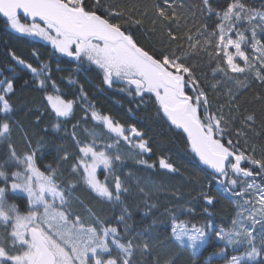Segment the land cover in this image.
Returning a JSON list of instances; mask_svg holds the SVG:
<instances>
[{"label":"snow or ice","instance_id":"6c2138e0","mask_svg":"<svg viewBox=\"0 0 264 264\" xmlns=\"http://www.w3.org/2000/svg\"><path fill=\"white\" fill-rule=\"evenodd\" d=\"M201 4L202 12L215 14L217 22L211 31L207 24L187 27L188 9L182 2L162 0L154 4L150 31L155 34L159 22L167 43L161 39L160 47L152 52L124 28L129 22L136 26L143 23L132 16L134 11L139 12L134 4L121 7L102 0H93L91 5H86L85 0H0V16L15 32L39 37L57 53L95 65L109 87L120 83L124 85L121 90L129 95L154 96L158 112L187 134L191 151L212 170L213 179L220 185L218 191L229 194L236 209L230 225L220 227L211 220L198 226L170 214L171 239L195 259L207 247L210 234H214L221 246L209 254L206 264H259L258 258H264V142L258 145L253 137L264 135V130H255V114L240 113L236 92L231 88L225 93L227 101L215 110L209 92L219 93L216 74L234 81L236 89L250 87L249 77L264 86V38L260 35L264 33V10L250 7L243 0H228L221 10L214 9L210 0H201ZM21 12L31 23L21 22ZM139 14L147 16V11ZM11 55L37 79L46 70V65L38 69L15 53ZM204 56L207 63L203 62ZM205 68L211 69L212 82ZM39 86L43 88L45 81L39 80ZM52 87L56 88L55 82ZM14 91L12 79L0 80V138L4 140L11 133L10 98ZM45 99L56 117L72 114L74 101L59 94H47ZM91 119L103 126L110 142L99 141L100 134L90 132L91 142L81 143L73 133L78 154L72 171L97 196L119 202L122 193L128 191L115 170V163L125 159L119 144L123 141L129 147V158L138 154L136 149L142 154L151 152V148L134 126L126 129L97 111L91 112ZM8 148V162L18 166L11 173L10 190L26 193L29 207L22 213L15 203H9L8 174L3 170L4 162H0V179L5 181L0 186V264H133L134 249L144 254L152 251V240L158 238L139 233L142 243L134 244V238L125 242L116 227L104 226L99 219V227L85 225L70 210L67 197L56 183V170L49 165L41 171L35 153L18 156L11 143ZM111 149L117 150L110 153ZM63 158H68L67 153ZM245 162L248 167L243 166ZM137 163L154 167L143 159ZM159 167L177 171L163 157ZM100 168L104 171L103 181L98 179ZM205 200L209 205L213 203L210 196L205 195ZM119 219L123 221L124 216ZM113 249L118 250L115 255ZM105 253L109 254L107 258ZM164 264H176V260L170 257Z\"/></svg>","mask_w":264,"mask_h":264},{"label":"trees","instance_id":"16d2710c","mask_svg":"<svg viewBox=\"0 0 264 264\" xmlns=\"http://www.w3.org/2000/svg\"><path fill=\"white\" fill-rule=\"evenodd\" d=\"M177 2L184 3L188 9L187 27L195 28L200 24H207L211 31L215 26L217 22L215 14L202 12L201 0ZM210 2L214 9L221 10L226 7L228 0ZM243 2L250 7L264 9V0ZM85 3L91 5L93 0H85ZM102 3L118 4L121 7L134 4L138 7L139 12L134 11L132 16L134 19H141L142 25L136 26L129 22L124 28L129 30L148 51L152 52L154 48H159L161 39L167 43V36L162 35L164 30L159 22L155 34L150 31L153 27L151 20L155 18L153 6L162 3V0H102ZM193 5L196 7H192ZM145 11L147 16L139 14ZM180 24L183 30L185 21L182 19ZM246 35L250 36V33ZM260 35L264 38V33ZM247 51L251 54L250 48ZM11 53H15L38 69L46 65L45 72L37 79L13 60ZM207 60V56H204L203 62L207 63ZM204 71L208 73L209 82H212L211 69L205 68ZM238 78L243 80L244 76ZM3 79H12L15 87L10 98L13 107L10 114V137L8 140L0 138V162H4L3 170L8 174L9 191L6 197L9 203H15L22 213L29 207L27 195L22 192L13 193L10 190L13 179L11 173L18 170L15 162H8L10 154L8 144L11 143L18 156L35 153V161L41 171H45L49 165L51 169L56 170V183L67 197L70 210L78 215L85 225L99 227L96 223L99 219L104 226L116 227L125 242L129 238H134V244L142 243L140 236L137 235L139 233L148 238H158L152 240L154 247L147 254L142 253L139 248L134 249L133 264H157V261L164 264L170 257L175 258L176 264H206L209 254L221 246L214 234H210L208 245L201 255L193 259L189 251L182 250L171 239L170 214L174 213L180 219L197 225L207 224L211 220L220 227L230 225L236 209L229 194H221L218 191L220 185L213 179V174L196 160L184 134L163 119L158 112L159 106L154 96L144 94L141 98L134 93L129 95L127 91H122L120 86L109 87L104 84L103 74L95 65L64 56L38 38L15 32L0 16V80ZM41 79L45 81L43 88L39 86ZM214 79L220 81V86L218 95L209 92L213 110L227 101L225 93L231 88L236 92V104L240 106V113L255 114V130H264V99H257V96L264 97V86L251 77L250 87L247 89H236L234 81L226 80L222 74H216ZM53 82L56 85L55 89L52 87ZM201 82H204L203 79ZM53 92L65 100L74 101L73 112L69 117L58 118L48 107L45 96ZM92 111L111 116L126 129L129 126L136 127L151 148V152L139 154L138 151L134 158L125 157L115 163L116 174L120 176L123 186L128 189L126 193H122L119 202L97 196L85 186L80 176L72 171L78 154L73 133L81 143H86L91 142V138L82 134L84 129L105 132L102 125L91 119ZM2 118L3 114H0V119ZM57 124L59 127H54ZM99 141L110 142L109 137ZM253 142L258 145L264 142V135L253 137ZM123 147L129 148L125 144ZM65 153L67 159L63 158ZM161 157L171 162L177 171L161 169L159 167ZM139 159L153 164L154 167L148 168L137 163ZM243 166L249 165L245 162ZM100 177L104 179L103 172L100 173ZM111 183L110 179L109 184ZM4 185L5 181L0 179V186ZM205 195L213 198L211 205L205 200ZM189 208L192 209L191 212L187 211ZM122 215L123 221L119 219ZM256 230L259 232V225L256 226ZM116 251L118 250L113 249V255ZM108 255L105 253L104 257L107 258ZM258 262L264 264V258H258Z\"/></svg>","mask_w":264,"mask_h":264},{"label":"rangeland","instance_id":"374dc122","mask_svg":"<svg viewBox=\"0 0 264 264\" xmlns=\"http://www.w3.org/2000/svg\"><path fill=\"white\" fill-rule=\"evenodd\" d=\"M264 10V9H263ZM20 19H21V17H20ZM21 22H23V23H31V22H27V21H24L23 19L21 20ZM35 38H38V39H40V40H42L41 38H39V37H35ZM43 42H46V43H48L47 41H44V40H42ZM48 44H50V43H48ZM51 45V44H50ZM52 46V45H51ZM53 48V47H52ZM55 51V50H54ZM61 54V53H60ZM74 59V58H73ZM87 62V61H86ZM115 86H120L121 88H123L124 87V85H122V84H120V83H113V85L111 86V87H113V88H116ZM51 94H53V95H55V94H57L56 92H53V93H51ZM60 118H63V117H60ZM103 127V126H102ZM104 129V128H103ZM105 130V129H104ZM90 132H96V133H99L100 134V136H99V139H108V134L106 133V131L105 132H100L99 130H96V129H89V130H86V129H84L83 130V133L82 134H84V135H86V136H89L91 139H92V137L89 135V133ZM124 142L123 141H121V143L119 144V146H118V149H119V151L123 154V156L124 157H128V154H129V151H130V149L129 148H125V147H123V145L125 144H123ZM126 145V144H125ZM117 149H111V150H109V152L110 153H112V152H115ZM135 152H138L139 150L138 149H136V150H134ZM101 172H103V174H104V171H103V169L102 168H100V169H98V179H100L101 181H103L104 179H102L101 177H100V173ZM102 175V174H101ZM103 176V175H102ZM86 186V185H85ZM17 192H20V191H17ZM23 193V192H22ZM25 195H27L26 193H24ZM199 226V225H198ZM239 250H243L242 248L241 249H239Z\"/></svg>","mask_w":264,"mask_h":264},{"label":"water","instance_id":"95a60500","mask_svg":"<svg viewBox=\"0 0 264 264\" xmlns=\"http://www.w3.org/2000/svg\"><path fill=\"white\" fill-rule=\"evenodd\" d=\"M2 17V16H1ZM20 17H21V19L23 18L25 21H29V22H31V20L29 19V18H25L24 17V15H23V13L21 12L20 13ZM3 18V17H2ZM3 19H5V18H3ZM160 114H161V116L163 117V119L167 122V123H169L170 125H171V123H170V121H167V118L166 117H164L163 116V114H162V112H160ZM172 127H174V129H177L174 125H171ZM177 130H179V131H181L183 134H184V136L186 137L185 139H187V134L186 133H184L183 132V130L182 129H177ZM187 144H188V142H187ZM188 146H189V148H190V145L188 144ZM191 149V148H190ZM193 153V152H192ZM194 154V153H193ZM194 156H195V154H194ZM196 157V160H199V158L197 157V156H195ZM202 164V163H201ZM203 165V164H202ZM205 166V165H204ZM206 168H207V166H205ZM207 170H209L211 173H212V170L211 169H208L207 168Z\"/></svg>","mask_w":264,"mask_h":264}]
</instances>
